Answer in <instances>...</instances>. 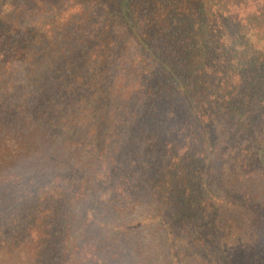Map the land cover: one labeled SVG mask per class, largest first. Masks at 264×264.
Wrapping results in <instances>:
<instances>
[{
	"label": "trees",
	"instance_id": "1",
	"mask_svg": "<svg viewBox=\"0 0 264 264\" xmlns=\"http://www.w3.org/2000/svg\"><path fill=\"white\" fill-rule=\"evenodd\" d=\"M0 264H264V0H0Z\"/></svg>",
	"mask_w": 264,
	"mask_h": 264
}]
</instances>
